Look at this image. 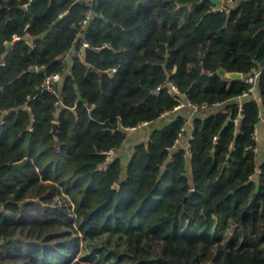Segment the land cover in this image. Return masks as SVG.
<instances>
[{"label": "trees", "instance_id": "1", "mask_svg": "<svg viewBox=\"0 0 264 264\" xmlns=\"http://www.w3.org/2000/svg\"><path fill=\"white\" fill-rule=\"evenodd\" d=\"M28 2L0 0V264H264V0ZM44 72L61 75L55 94ZM166 82L179 94L154 95ZM180 102L208 110L189 156L170 149L177 116L98 170L125 129Z\"/></svg>", "mask_w": 264, "mask_h": 264}, {"label": "crops", "instance_id": "2", "mask_svg": "<svg viewBox=\"0 0 264 264\" xmlns=\"http://www.w3.org/2000/svg\"><path fill=\"white\" fill-rule=\"evenodd\" d=\"M15 41H12V43ZM10 43L9 45H11ZM109 50L105 49L100 53V55L96 56V60L100 63H105L108 59L109 56ZM75 51L73 49H70L66 53V60L69 63V58L70 56L74 55ZM255 91V90H254ZM254 93V92H253ZM252 93V95H253ZM256 96V95H255ZM246 96H242L239 98V107L241 106V101L242 99ZM181 106L178 107L177 109H173L172 111L165 112L164 114L161 115V117L152 122V123H146V124H141L137 127L134 128H127L125 129V139L123 141L122 146L112 152L111 158H118L120 162L122 163V166L127 163L133 147L138 143V142H147L149 139V136L151 132L156 129L163 127L166 124L171 123L177 116H182L185 119V127L182 130V133L178 139V142L176 144L179 146L184 147L189 143V136L190 132L192 130V120L194 118H205L208 114V110L205 109H200L198 110L197 108H193L187 105H184L183 102H181ZM241 108V107H240ZM241 119L238 120L236 124L239 123ZM255 136H256V152H257V159L260 161L262 158V148H263V142H264V121L263 118L260 117V121L256 124L255 127ZM261 148V151H260Z\"/></svg>", "mask_w": 264, "mask_h": 264}, {"label": "built area", "instance_id": "3", "mask_svg": "<svg viewBox=\"0 0 264 264\" xmlns=\"http://www.w3.org/2000/svg\"><path fill=\"white\" fill-rule=\"evenodd\" d=\"M30 1V0H28ZM87 1H92V0H87ZM226 7H222L220 6L219 10H225ZM94 14L93 10L91 9V7L89 6L86 11L84 12V14L82 15L81 19L78 21V25L79 27L84 30L85 27L87 26L88 22L90 21L92 15ZM63 15V14H61ZM60 15V16H61ZM19 40V37L17 36H14L13 37V41H17ZM85 45V44H83ZM103 50L104 49H107V44H103L102 47H101ZM75 55H79V52H75ZM108 72L110 73H114L116 72V68L115 67H112L110 68L109 70H107ZM259 75V71H254L253 70V74L251 76H246V77H243V82L246 83L248 85V89L247 91L242 95V96H247L251 93L254 92L255 90V81H256V78L258 77ZM61 79V75L59 73H46L44 72L43 73V78H42V82L40 84V88L41 90L43 91H46V92H49V93H56V89H55V84H58V82L60 81ZM163 88H166L167 91L170 93V94H173V95H177L179 94V91H178V88L177 86L172 83V82H166L164 85H160L158 86L155 91H154V95L157 96V94L163 89ZM59 101H56V103H58ZM188 106L190 107H193V108H196L194 105H191L189 103H186ZM182 104L181 102L174 108V109H177L178 107H180ZM206 106L205 105H202L200 106V108H205ZM243 118V114H242V110L240 109L239 110V113L238 115L233 119V122L236 124L238 122L239 119H242ZM143 124H146V123H143ZM131 128H134V127H131ZM192 131V130H191ZM180 136H178V138H176L174 141H173V144L171 146L170 149H173L177 142H178V139H179ZM192 139V135H191V132H190V136H189V142L190 140ZM253 139L256 141V136L254 135L253 136ZM213 142L215 143L217 138L216 137H213ZM112 150H108L105 152V163L102 164L98 170L100 171H105L107 170V166L108 164L110 163L111 161V156H112ZM185 153L187 154V156L190 155V144L188 143L186 146H185ZM169 161L172 160V157H169L168 159ZM260 169H256V174L259 175L260 174Z\"/></svg>", "mask_w": 264, "mask_h": 264}, {"label": "water", "instance_id": "4", "mask_svg": "<svg viewBox=\"0 0 264 264\" xmlns=\"http://www.w3.org/2000/svg\"><path fill=\"white\" fill-rule=\"evenodd\" d=\"M36 0H30L28 2V4L26 5V8L29 10L31 8V6L33 5V3L35 2ZM214 5V9L218 10L221 6V0H210ZM9 46V44H8ZM87 48V45H83L82 48H81V52L84 53L85 49ZM264 62H261V65H263ZM253 74V71H251L249 73L248 76H251ZM219 75L224 78V79H227V80H236V79H241L243 77V75L239 72H225V71H220L219 72ZM78 96H79V93H77ZM180 98H183V95L180 94L179 95ZM80 98V96H79ZM57 124L56 123H53V127H52V130H51V134L56 137L57 135ZM121 129V126L120 124L118 125V128H117V131H119ZM226 165V164H225ZM113 188H117L116 185H113ZM191 193V192H190Z\"/></svg>", "mask_w": 264, "mask_h": 264}]
</instances>
